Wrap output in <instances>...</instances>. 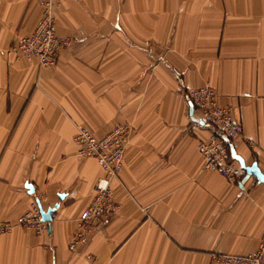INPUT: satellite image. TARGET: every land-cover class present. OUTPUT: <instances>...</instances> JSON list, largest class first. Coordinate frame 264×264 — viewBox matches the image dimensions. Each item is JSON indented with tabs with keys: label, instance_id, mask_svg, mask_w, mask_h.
Instances as JSON below:
<instances>
[{
	"label": "crops",
	"instance_id": "crops-1",
	"mask_svg": "<svg viewBox=\"0 0 264 264\" xmlns=\"http://www.w3.org/2000/svg\"><path fill=\"white\" fill-rule=\"evenodd\" d=\"M41 1L0 0V218L59 206L43 234L0 235V264H210L257 250L264 181L204 170L211 127L187 93L215 88L243 125L235 151L264 172V0H59L57 32L73 42L50 68L11 50ZM119 122L134 127L112 182L121 207L71 249L103 175L74 136Z\"/></svg>",
	"mask_w": 264,
	"mask_h": 264
},
{
	"label": "built area",
	"instance_id": "built-area-1",
	"mask_svg": "<svg viewBox=\"0 0 264 264\" xmlns=\"http://www.w3.org/2000/svg\"><path fill=\"white\" fill-rule=\"evenodd\" d=\"M60 5L59 0L41 1L42 14L36 28L32 33L21 36L11 48L17 58L36 59L42 67L47 68L57 64L61 52L73 42L71 36H60L57 32L56 11ZM187 96L211 127L208 137L198 142L204 157V170L217 172L243 186L246 173L238 160L232 157L230 150L231 142L243 136L242 123L234 118L231 107L219 104L213 86L191 88ZM133 130L134 127L129 123L119 122L99 136L86 125L78 126L74 136L77 155L96 159L103 175L94 186L90 204L80 215L79 228L70 244L71 249L78 243H85L95 226L108 222L120 209L112 182L123 169L125 151ZM37 204L34 201L17 222H7L0 218V235L8 234L16 227L31 229L37 234L47 232L51 222L43 219ZM55 217L56 211L51 221ZM210 264H264V240L257 250L246 254H213Z\"/></svg>",
	"mask_w": 264,
	"mask_h": 264
},
{
	"label": "water",
	"instance_id": "water-1",
	"mask_svg": "<svg viewBox=\"0 0 264 264\" xmlns=\"http://www.w3.org/2000/svg\"><path fill=\"white\" fill-rule=\"evenodd\" d=\"M230 150H231L232 157L235 158L236 160H238L242 169L246 173V177L253 175L258 181H260V182L264 181V172L261 171V169L258 167L256 162L254 164H252L251 166L246 165L244 159L239 154H237V152L235 151V148H234L232 143L230 146ZM28 187L32 188V185L28 184ZM63 196H64V194H61V197H63ZM39 206L41 208L43 219L51 222L52 214L54 211H56V208L59 206V204H56L55 207H51L48 210L43 209L40 204H39Z\"/></svg>",
	"mask_w": 264,
	"mask_h": 264
},
{
	"label": "bare ground",
	"instance_id": "bare-ground-1",
	"mask_svg": "<svg viewBox=\"0 0 264 264\" xmlns=\"http://www.w3.org/2000/svg\"><path fill=\"white\" fill-rule=\"evenodd\" d=\"M38 205V204H37Z\"/></svg>",
	"mask_w": 264,
	"mask_h": 264
}]
</instances>
